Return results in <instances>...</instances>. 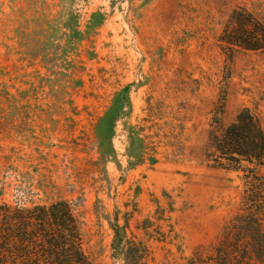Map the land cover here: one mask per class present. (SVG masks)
<instances>
[{"label": "rangeland", "instance_id": "1", "mask_svg": "<svg viewBox=\"0 0 264 264\" xmlns=\"http://www.w3.org/2000/svg\"><path fill=\"white\" fill-rule=\"evenodd\" d=\"M65 6L0 0V221L64 200L92 264H126L116 226L140 264H213L221 246L264 264V215L243 198V169L264 166L216 150L243 109L264 134V47L230 42L247 13L264 27V0Z\"/></svg>", "mask_w": 264, "mask_h": 264}, {"label": "trees", "instance_id": "2", "mask_svg": "<svg viewBox=\"0 0 264 264\" xmlns=\"http://www.w3.org/2000/svg\"><path fill=\"white\" fill-rule=\"evenodd\" d=\"M53 1V0H52ZM69 0H58L68 5ZM67 7V6H65ZM68 8H70L68 6ZM69 14V13H68ZM66 14V16H71ZM237 16H241L236 12ZM95 16V13L92 14ZM248 22L253 21L251 29L238 31V37L230 40L246 49H258L264 39V27L247 13ZM244 20V19H243ZM240 22L243 23L242 19ZM79 32V31H77ZM252 43H242L240 38L246 34ZM127 100H115L112 107L100 119L108 125L107 136L112 134V114L124 106ZM216 150L222 158L230 162H248L264 166V134L257 118L248 110L238 113L234 122L217 137ZM246 181L243 198L249 205L262 211L264 215V175L254 168L243 169ZM257 231V230H255ZM258 232V231H257ZM112 249L124 257L126 264H140L144 247L133 239H127L125 231L114 228ZM237 248L221 246L217 249L213 264H252L248 255L237 257ZM0 264H92L82 248V236L78 221L67 201L57 200L48 205H32L12 208L2 215L0 221Z\"/></svg>", "mask_w": 264, "mask_h": 264}]
</instances>
